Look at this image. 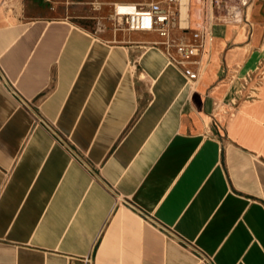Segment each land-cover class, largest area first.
Masks as SVG:
<instances>
[{
    "label": "crops",
    "instance_id": "crops-1",
    "mask_svg": "<svg viewBox=\"0 0 264 264\" xmlns=\"http://www.w3.org/2000/svg\"><path fill=\"white\" fill-rule=\"evenodd\" d=\"M118 1H0V264H264V0L195 86Z\"/></svg>",
    "mask_w": 264,
    "mask_h": 264
},
{
    "label": "built area",
    "instance_id": "built-area-1",
    "mask_svg": "<svg viewBox=\"0 0 264 264\" xmlns=\"http://www.w3.org/2000/svg\"><path fill=\"white\" fill-rule=\"evenodd\" d=\"M252 0H128L112 4L114 28L153 32L159 37L151 44L177 68L190 86H195L207 64V55L219 24L249 22L246 8ZM97 10L99 3L92 4ZM259 82L264 81L261 76ZM257 81V82H258Z\"/></svg>",
    "mask_w": 264,
    "mask_h": 264
},
{
    "label": "rangeland",
    "instance_id": "rangeland-1",
    "mask_svg": "<svg viewBox=\"0 0 264 264\" xmlns=\"http://www.w3.org/2000/svg\"><path fill=\"white\" fill-rule=\"evenodd\" d=\"M0 1L5 2V1H11V0H0ZM248 76L250 79H252L254 81L261 80L262 79L261 76H264V61L253 72H251Z\"/></svg>",
    "mask_w": 264,
    "mask_h": 264
}]
</instances>
